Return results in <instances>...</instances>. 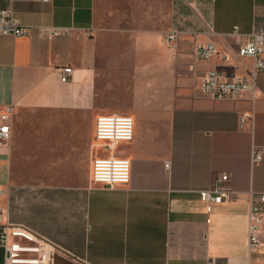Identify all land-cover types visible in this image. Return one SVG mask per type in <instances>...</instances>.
I'll return each mask as SVG.
<instances>
[{"label":"crops","instance_id":"0c3cea01","mask_svg":"<svg viewBox=\"0 0 264 264\" xmlns=\"http://www.w3.org/2000/svg\"><path fill=\"white\" fill-rule=\"evenodd\" d=\"M9 7L29 32L0 34V112L14 105L0 228L27 226L61 251L54 264H264V226L254 250L247 237L250 194L264 192V154L252 160L264 147V72L235 98L199 87L209 68L251 67L238 41L264 26V0H0ZM175 7L200 32L171 47ZM201 40L229 59H199ZM113 113L134 118L131 140L96 138L98 115ZM111 156L130 160L128 182L92 180L94 158ZM218 185L237 197L209 209L199 192Z\"/></svg>","mask_w":264,"mask_h":264},{"label":"built area","instance_id":"2783aa9c","mask_svg":"<svg viewBox=\"0 0 264 264\" xmlns=\"http://www.w3.org/2000/svg\"><path fill=\"white\" fill-rule=\"evenodd\" d=\"M195 13H184L175 7L173 23L166 34V40L174 47L181 33L198 34L199 23L194 18ZM190 21V23H188ZM52 32H62L64 27H54ZM26 27L13 8H0V34L22 36L28 34ZM234 34H239L238 26ZM238 55L253 59L249 69L242 73L228 75L218 67L207 69L202 75L199 87L207 95L217 98H235L242 92L254 90L258 77L264 72V26L255 28L250 39L245 43L238 41ZM196 55L202 60H211L215 55L224 61L229 59L226 52H220L213 40H201L196 43ZM62 81H68L73 74L72 65L57 67ZM14 105L7 104L0 112V152L9 147L12 137V118ZM96 138L99 140H131L134 135V118L128 114H100L96 119ZM264 147L255 145L252 160L258 163L262 160ZM131 177V163L126 157H96L92 163L91 178L95 182L126 183ZM200 197L212 208V203L232 201L237 197V191L229 186L218 185L200 190ZM248 245L254 250L261 242L264 226V192L254 196L250 194L248 210ZM2 214L0 212V221ZM0 244L5 247L7 263L54 264V255L61 252L50 242L38 241L35 233L27 226L11 222L2 223L0 228Z\"/></svg>","mask_w":264,"mask_h":264},{"label":"water","instance_id":"95a60500","mask_svg":"<svg viewBox=\"0 0 264 264\" xmlns=\"http://www.w3.org/2000/svg\"><path fill=\"white\" fill-rule=\"evenodd\" d=\"M55 257H56V259H57V258L64 259L62 255L57 254V253L55 254Z\"/></svg>","mask_w":264,"mask_h":264}]
</instances>
